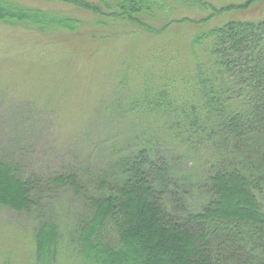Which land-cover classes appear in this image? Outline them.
<instances>
[{"label": "trees", "instance_id": "1", "mask_svg": "<svg viewBox=\"0 0 264 264\" xmlns=\"http://www.w3.org/2000/svg\"><path fill=\"white\" fill-rule=\"evenodd\" d=\"M36 1L53 8L0 0V22L43 36L83 33L90 23L111 31L102 39L134 32L163 37L173 24L200 26L262 0L220 9L179 0L212 11L197 21L168 17L165 0ZM69 7L97 20L86 27ZM185 47L188 68L161 71L158 84L151 72L140 85L129 81L131 91L110 105L114 121L127 125L109 140L111 175L94 176L90 213L68 225L64 238L49 221L32 232L36 264H57L65 237L73 264H264V17L201 29ZM51 182L80 192L75 174ZM36 183L20 177L17 165L0 162V207L35 210ZM8 257L3 264H12Z\"/></svg>", "mask_w": 264, "mask_h": 264}, {"label": "rangeland", "instance_id": "2", "mask_svg": "<svg viewBox=\"0 0 264 264\" xmlns=\"http://www.w3.org/2000/svg\"><path fill=\"white\" fill-rule=\"evenodd\" d=\"M201 1L220 9L246 0ZM20 2L53 8L36 0ZM165 3V15L175 20L188 17L197 21L212 12L188 7L179 0ZM65 10L86 27L87 22L97 20L76 8ZM111 11L102 9L108 15ZM263 17L264 0L246 12H223L200 26L173 24L163 37L134 32L113 40L101 38L111 34L109 29L90 23L92 29L83 33L43 36L27 27L0 22V162L17 165L22 178H36L38 201V207L28 212L0 207V264L7 256L12 264H36L31 235L35 229L46 221L54 223L61 240L68 225L76 226L88 216L90 182L100 173L111 175L106 159L109 140L120 129L126 130V123L114 121L117 115L110 113V105L131 91L129 81L140 85L151 72L158 84L161 71L175 75L188 68L191 58L185 45L201 29L230 18L257 21ZM92 35L96 38L91 39ZM70 174L77 177L78 193L68 183L59 186L51 182ZM262 196L260 193L264 204ZM67 239L57 264L75 261L65 248Z\"/></svg>", "mask_w": 264, "mask_h": 264}]
</instances>
